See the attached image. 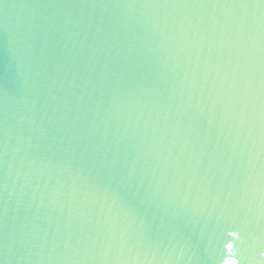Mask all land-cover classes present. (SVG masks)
Wrapping results in <instances>:
<instances>
[{
    "label": "water",
    "instance_id": "obj_1",
    "mask_svg": "<svg viewBox=\"0 0 264 264\" xmlns=\"http://www.w3.org/2000/svg\"><path fill=\"white\" fill-rule=\"evenodd\" d=\"M261 252L264 0H0V264Z\"/></svg>",
    "mask_w": 264,
    "mask_h": 264
},
{
    "label": "snow or ice",
    "instance_id": "obj_2",
    "mask_svg": "<svg viewBox=\"0 0 264 264\" xmlns=\"http://www.w3.org/2000/svg\"><path fill=\"white\" fill-rule=\"evenodd\" d=\"M229 235H233V233L229 232ZM232 247L233 246L231 244L228 245L229 250H231ZM261 254L264 255V252H261ZM231 255L235 256L236 254L235 253H231ZM240 259H243V258L241 257ZM226 264H237V259L229 258V259H227Z\"/></svg>",
    "mask_w": 264,
    "mask_h": 264
}]
</instances>
